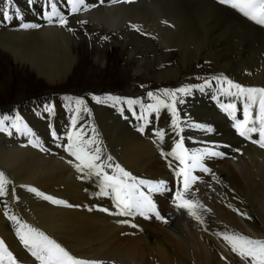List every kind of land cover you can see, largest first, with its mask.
Masks as SVG:
<instances>
[{
	"label": "bare ground",
	"instance_id": "obj_1",
	"mask_svg": "<svg viewBox=\"0 0 264 264\" xmlns=\"http://www.w3.org/2000/svg\"><path fill=\"white\" fill-rule=\"evenodd\" d=\"M21 1L20 9L26 17L22 16V20L13 18L8 20L9 23L2 20L3 24H0V48L8 53L11 62L34 72L52 88L79 82L86 74L90 84L123 81L128 77L127 73L117 69L120 61L107 66V57L115 52L112 50L107 56V48L103 53L95 51L91 55L108 68L89 72L88 59L86 55L80 56L78 50L80 42L65 27L41 25L42 20H39L40 28H21L22 23L34 24L24 20L31 19L36 12L27 0ZM87 2L93 4L94 0ZM234 15L213 0H133L99 5L69 18L68 27L87 31L91 39L98 41L99 37H107L103 39L105 47L119 44L122 53L127 55V68L136 75L120 95L119 105L108 101L103 105L96 104L92 93L82 94L89 112L78 129H83L86 139L96 138L93 147L99 146L102 160L113 165L112 168L105 167L106 172L114 174L115 165L119 164L137 179L166 181L171 178L167 164L177 163L167 153L173 151L183 136L189 152L210 149L223 155L205 156L201 163L209 169L207 172L194 169L197 181L205 183L208 180L210 185L205 207L196 210L200 221L190 214L184 215L185 210L178 207L171 186L160 194H151L160 206V219L139 214L130 217L109 215L99 209L112 212L118 209L111 197L96 195L102 177L91 175L81 179L83 174L69 167L68 161H76L65 150L71 128L63 114L46 124L44 115L34 114V109L27 103L14 106L11 117L4 121L12 134H0V169L10 181L9 195L0 197V240L12 253L16 264L41 262L20 241L16 231L18 225L9 220L5 212L44 232L73 256L97 264H245L217 234L235 232L264 239V149L236 138L230 128L232 125L213 103L224 99L228 104L232 100L235 102L234 98L239 101L241 98L213 95V92L208 95L205 87L198 86L200 74L197 71V67L205 62L211 64L207 70H222L230 65L242 68L244 53L234 46L229 47V42L221 40L223 35L243 43L246 49H257L260 57L264 56V30L256 31L248 22L241 24L232 18ZM81 20L87 23L81 25L78 23ZM132 25L138 26L140 31ZM223 26L249 28V31L224 34ZM93 34L100 36L96 38ZM103 41L100 39L99 44ZM129 46H132L130 50ZM149 52L153 55H145ZM148 63L151 65L146 70L143 67ZM0 66L11 69L5 56L0 58ZM144 72L146 75L142 77L148 82L175 84L168 87L169 90L191 88L189 94L177 93L176 108L181 128L183 125L179 135L172 127L171 113L165 117L168 109L146 112L149 101L144 97L145 91L139 88L141 79L137 77ZM2 76L0 73V82ZM128 99L138 103L130 106L126 103ZM61 109L57 101L53 111L55 116L61 114ZM130 114L139 120L133 126L130 125L134 120ZM13 115L31 123L32 135L14 133L16 130L11 127L15 121ZM141 127L143 131H140ZM53 130L61 139L59 146L50 141L49 134ZM161 130L165 132L162 141L156 136ZM220 142L229 143L220 146ZM238 145L246 147L242 156L234 149ZM108 157L112 159L107 160ZM33 187L72 206L45 200L28 190ZM143 190L147 191L146 188ZM234 209L247 213L250 219ZM121 220L130 223H119ZM125 259L128 261L124 262ZM0 264H10V261L5 257Z\"/></svg>",
	"mask_w": 264,
	"mask_h": 264
},
{
	"label": "snow or ice",
	"instance_id": "obj_2",
	"mask_svg": "<svg viewBox=\"0 0 264 264\" xmlns=\"http://www.w3.org/2000/svg\"><path fill=\"white\" fill-rule=\"evenodd\" d=\"M11 2L12 0H9V3ZM27 2L31 6L35 4L36 0H27ZM65 2L68 5L67 15L59 9L56 0H48L44 15L49 22H52L53 18H56L58 24L61 27L67 28L69 32L74 31V29L68 27L69 16L78 14L82 10L87 11L91 7L96 6L94 4H89L87 0H65ZM103 2L104 0H99V3L102 4ZM112 2L115 3L118 2V0H112ZM219 3L236 10L255 24L264 26V0H219ZM14 17L21 20L23 19L18 8L11 14L9 11L0 8V18L3 20H11ZM78 23L83 25L87 23V21L81 20L78 21ZM20 27L29 29L37 28L39 25L22 23ZM132 28L136 31H140V28L136 25H132ZM102 39H107V37H103ZM214 79L227 84V87L223 88L224 94L243 98L242 119H237L236 113L238 109L236 104L232 103L227 106H222L235 121L234 126L238 130L239 135L251 139V134L257 133L259 140L253 142L259 143L260 147H264V87H244L239 83L228 80L226 77H215ZM205 83L207 84L208 82L206 81ZM233 89L235 91H232ZM190 92L191 88L188 87H180L175 90L162 89L160 96L155 95L153 92H148L147 95L152 98L155 103L147 105L146 112H159L161 108L168 109L172 115V127L179 135V132L183 131V129L181 128V120L176 108L177 93L184 95ZM163 97H167L168 99L166 100ZM67 99L71 98L69 97ZM94 99L97 103H104L105 101L120 103L121 101L120 97L112 95H107L103 98L96 96ZM179 102L182 103L183 101L180 100ZM126 103L131 106L138 103V101L129 99ZM75 104V114L71 118L73 131L69 132L67 135L65 150L75 161H78V163H74V167L78 172L83 174L80 177L81 179L91 175L102 177L100 191L96 193V195L111 197L115 202V208L118 209L116 212H112L106 208H101L99 210L107 212L109 215L124 217L134 216L136 214L147 216V214L152 213L160 219L161 217L156 209V205L151 199V193L166 191V181L160 180L158 182H152L145 179H137L119 164L115 165L114 174L106 172L104 170L105 167L112 168L113 165L102 160L99 146L93 147V145L97 143L96 138L92 137L86 139L83 129L80 128L77 130L76 128L80 119V112H89V109L87 107L81 108V106L85 104V101L81 98H77ZM254 109H258L255 116H253ZM46 111L51 113L54 111V108L46 107ZM6 119L7 117L0 119V132H8V134L11 135L12 133L4 126V121ZM142 119L146 120L147 118L142 117ZM11 127L24 135H32L31 130L22 122L19 116L16 117ZM93 131L95 130L93 129ZM140 131H143V127H141ZM52 135L56 137V132L54 130L52 131ZM156 136L162 141L165 132L162 130L157 131ZM167 155L173 156L179 161L180 165H183V167L174 170L175 176L181 178L183 184L182 191L178 190L175 193L176 200L179 201L178 207L187 209L190 215L200 221L201 217L197 214L196 209L203 208L204 206L198 201L188 199L185 196V194L189 193L191 185L198 179V177L192 175V170L200 168L205 172L209 171V169L204 167L201 163L205 156H221L223 154L210 149L189 152L184 146V139L181 137L176 142L173 151L167 153ZM111 159V157L107 158V160ZM68 162L73 163L72 160ZM9 183L10 181L5 173L0 171V197L9 195ZM145 188L147 192L143 190ZM28 190L54 204L72 206L67 205L63 200L54 199L51 196L45 195L34 187ZM234 210L240 215L250 219L247 213L239 212L238 209ZM5 215L9 220L14 221L18 225L16 231L20 241L31 251L32 255L35 256L41 264H97L95 261H86L73 256L56 240L50 238L37 228L22 223L15 215H8L7 212H5ZM118 222L122 224L130 223L128 220H121ZM133 227H135V225H133ZM217 235H221L222 239L230 246L231 251L244 260L245 264H264V239H255L235 232L218 233ZM5 256L10 261V264H16L15 258L12 256V253L8 251L4 241L0 240V262L3 261Z\"/></svg>",
	"mask_w": 264,
	"mask_h": 264
},
{
	"label": "rangeland",
	"instance_id": "obj_3",
	"mask_svg": "<svg viewBox=\"0 0 264 264\" xmlns=\"http://www.w3.org/2000/svg\"><path fill=\"white\" fill-rule=\"evenodd\" d=\"M8 1L9 0H7V3H6V0H0V8H3L6 6L5 9L7 11H9L10 14L14 13L15 10L18 8L20 10L21 15L23 17H26V15L24 13H22L23 12L22 9H20V5L22 3L21 0H12L11 3H8ZM107 1L108 0H104V2L101 4V3H99V0H94L93 4L96 5V6H94V9H96L99 5L100 6H107V4H106ZM132 1L133 0H131L130 2H132ZM213 2L216 5L222 7L223 9H226V10H229V11L235 13L236 16L235 15L232 16V18L235 21L240 22L241 24H244V25H246L245 22H248L249 24L254 26V29L256 31H260V29H261V31H262V29L264 30V26H260V25L255 24L254 22L250 21L249 19L244 17L242 14L237 12L236 10L230 8L227 5H223V4L219 3V0H213ZM56 3L58 4L59 9L65 15H67L68 14V5L66 4L65 0H56ZM47 4H48V0H36L35 4L31 5L32 9H34L36 11V12H34V16L31 17V19L24 20V21H32L35 18H41V16L44 15V12L47 8ZM14 19H15V17H14ZM54 19L56 20V18H54ZM2 20L3 19L0 18V24L1 25L3 24ZM6 22L9 23L10 21L6 20ZM72 29H74L73 33H74L75 39L78 42H80L78 44V50H79V53L81 54L80 56L86 55V57L88 59V62H89L88 66L90 67V68L88 67L89 72L92 70L97 71V69L100 71H105L106 68H108L107 66L110 67L115 62L120 61V64L118 65L117 69L120 72H122L123 74L127 73L128 77L123 81L114 80L111 83H109V82L107 83L105 81H99L98 84H90L88 81V79H89L88 74H86L87 76L86 75L82 76L80 78L79 82L68 83L66 85L57 86V87L52 88L48 82H46L44 79H41L40 77H38L36 74H34V72L27 70V69L21 67L20 65H17L14 62H11V60L8 56V53L5 52V50H2V48H0V58H2V56H5L7 61H9L11 63V69L10 70L8 67L4 69L1 67L2 65L0 66V73H1V75H3L2 80L0 82V119L3 116L10 118L11 116H9V115H12L13 107L16 105H19L20 103L23 102V103H27L28 105L31 106L32 109H34L32 111L34 114L42 113L44 115L43 121L46 124L51 123L52 119L58 118L60 115L63 114V118L68 121L67 124L71 128L70 131H73L72 126H71V118L75 114V109H76L75 100L77 98H81L84 100L82 94H85L86 92H90V93H92V98L94 99V97H96V96H100L103 98L107 95L121 97L120 95L126 91L127 84L133 78H135L136 75L131 73L130 69L127 68V67H129L127 64V55H124L122 53V50L120 49L119 44L112 43V44H110V46L108 48V47H105L104 44H106V42H104L103 39L101 37H99L100 35L93 34L94 37H96V38L99 37V40L96 41V40L91 39V36L87 33V31H85V30L83 31L78 27H73ZM222 31L224 34L245 33L247 31H249V28H235L232 26H223ZM110 33L114 34V32H110ZM82 35H83V37H81ZM113 37H116V35H113ZM221 37H223V39H221V40H226L227 42L230 43L229 47L234 46L233 48L239 49L241 52L244 53V55L242 57L243 58V61H242L243 64H241L242 68L236 69L230 65V66L224 67L222 70H215V69L207 70V66L211 67V64L207 65L205 62L202 66L197 67L198 68L197 71L200 74V79H199L200 83H198L199 84L198 86L199 87H205L208 95H210V92L211 93L213 92L214 93L213 95H215V94L216 95L217 94L222 95V94H224L223 88H226L227 84L222 83L220 81H217L214 78L215 77H226L228 80H231L234 83H239L244 87H264V56L260 57L261 55L257 49H255V50L252 48L246 49L244 47L243 43H239L233 37H228L226 35H223ZM100 39H101V41H103L102 44H99ZM126 46H127V44H126ZM131 47L132 46H129V50L131 49ZM106 48H107V50H106L107 56H108L109 52H111L112 50H115L113 55L109 54V56L107 57V60H106L108 63L107 66L102 65L101 62L96 61L95 58L91 55V53L92 52L95 53V51H100L103 53ZM150 52L152 53V51H150ZM150 52L146 53V54L144 53V54L148 55V56H152L153 54H151ZM81 59H82V57H81ZM81 59L79 58L78 64L81 62ZM87 59H86V61H87ZM134 63L136 64V61H134ZM170 64H172V63L170 62ZM150 65H151V63H148L147 65L145 64V67H143V68L144 69L147 68L146 70H148L150 68ZM144 75H146L145 72L143 73V75L137 76L139 79H141V81L139 82L138 85H139V88H141L142 90L145 91L144 97L149 101V104H154L155 101L147 95L148 92H153L155 95L160 96L162 89H168V87H174V85H175L172 83H165V84L151 83V82L147 81L148 79L142 77ZM206 81L208 82L207 84L205 83ZM252 84H254V85H252ZM232 91H235V90L233 89ZM69 97L71 99H67ZM163 98L166 100L168 99L167 97H163ZM234 100H235V102H233V100H232V102H229L228 104H226L224 99H218L219 102L224 103L226 106L229 104H232V103L236 104L237 109H238V111L236 113L237 119H242V108H243V103H244L243 98H241L240 101L237 100L236 98H234ZM57 101H58V105L62 109H61V114H59L58 116L57 115L55 116L54 112L50 113V112L46 111V107H53L54 108L55 103ZM93 102L96 104L103 105V103H97L95 99ZM33 103H34V107H33ZM107 103H113V102L108 101ZM117 105H119V103ZM83 107H86L85 104L81 106L82 109H83ZM216 108H217V106H216ZM257 110L258 109L253 110V116L256 115ZM218 111L221 115H223L227 119L228 123L232 125V126H230V128L232 129V131H234L233 133L235 134L236 138L245 142V144L249 143L248 138L239 135L238 130L234 126L235 121L228 116L229 114L227 113L228 114L227 115L224 110L218 109ZM169 114H170V111L167 110L165 112V117H167ZM130 116L132 119H134L132 122H130V125L133 126L134 123H137L136 120L138 117H135L134 115H131V114H130ZM87 117H88V112H84V111L80 112V119H79L77 126H76L77 130H78L79 126L81 127V123L84 122L83 120ZM12 118H14V120H15L16 116L13 115ZM137 121H139V120H137ZM23 123L26 124L29 129H31L30 128L31 127L30 122H23ZM91 123H93V122H91ZM51 125L53 126V124H51ZM92 125L94 127V124H92ZM182 128H183V125H182ZM55 132H56V130H55ZM3 133L4 132H0V134H3ZM14 133L19 134L20 132L14 131ZM49 135H50V141L55 146H59L61 144V141H60L61 139L57 138L58 137L57 133H56V137H54L52 135V133ZM253 135H254V133H253ZM182 138L184 139V136ZM227 143H229V142H226V143L220 142L219 144H221L220 146H223L224 144H227ZM232 144L235 145V143H232ZM232 144H229V146H231ZM184 146L186 148H189V147H187L186 143H184ZM242 147L238 145V148H234V149H236L238 154L241 156L244 155L246 152V147L244 145ZM55 148H57V147H55ZM57 149L60 151L59 148H57ZM67 154L69 155V153H67ZM175 161L177 163H179L178 160L175 159ZM76 163H78V161H76ZM177 163H173V164H171V166H170V164H167V171L170 173L171 178L166 179V187L171 186L172 189L174 190V193H176V191H178V190L182 191V189H183V184H182L181 178L176 177L174 174V170L179 168V165ZM189 163H190V161H189ZM69 167H73L76 170V168L74 167V163H69ZM0 171H2V170L0 169ZM195 173H196L195 170H194V172L192 170V175H195ZM155 182H158V181H155ZM203 182L204 181H197L196 180L191 185L189 193L185 194V196L188 199L198 201L200 204H202L205 207L204 200L209 197L208 193L210 192V188H208V187H210V185H209L208 180H205V183H203ZM205 184H207V185H205ZM199 187H201V188H199ZM160 193H162V192H158V194H160ZM154 198L155 197H151V199L153 200V203L156 205L157 211L159 212L160 206L158 203H156L154 201ZM111 201H112V199H111ZM112 203L115 206V202L112 201ZM178 203H179V201H178ZM57 207L64 208L63 206H57ZM197 209H201V208H197ZM183 210H185L184 215L187 216L189 214L188 213L189 211L187 209H184V208H183ZM159 213H161V212H159ZM147 215H148V217H151L152 219L157 218L156 215L152 214V213H149ZM179 218L182 219V216H179ZM123 261L127 262L128 260L125 259ZM116 264H118V263H116ZM120 264H129V263H120Z\"/></svg>",
	"mask_w": 264,
	"mask_h": 264
}]
</instances>
